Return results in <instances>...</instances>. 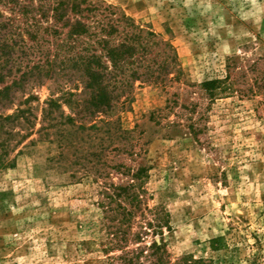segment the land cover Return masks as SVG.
<instances>
[{
	"label": "rangeland",
	"instance_id": "1",
	"mask_svg": "<svg viewBox=\"0 0 264 264\" xmlns=\"http://www.w3.org/2000/svg\"><path fill=\"white\" fill-rule=\"evenodd\" d=\"M104 1L168 41L178 71L137 82L111 117L123 133L97 118L100 139L80 131L64 142L62 126L42 128L59 95L52 81L0 108L28 107L34 123L16 127L28 135L0 167V264H106L120 250L104 251V185H126L140 167L129 231L145 232L128 248L159 241L145 222L161 210L165 264H264V0ZM13 8L0 1V19L19 18ZM226 76L230 91L210 98L201 87Z\"/></svg>",
	"mask_w": 264,
	"mask_h": 264
},
{
	"label": "trees",
	"instance_id": "2",
	"mask_svg": "<svg viewBox=\"0 0 264 264\" xmlns=\"http://www.w3.org/2000/svg\"><path fill=\"white\" fill-rule=\"evenodd\" d=\"M0 1L12 3L20 15V19H0V108L10 107L15 94L24 95L27 87L52 81V90L59 95L51 93L46 101L43 120L48 123L42 128L62 126L60 136L64 142L66 135L76 136L80 131L88 132L89 140L100 139L97 118L106 132L123 133L111 117L131 96L135 84L165 82L178 71L176 53L168 41L104 0ZM201 87L210 98L232 88L227 76L204 81ZM64 105L69 113L62 109ZM28 114V107H17L12 113L0 111L1 168L11 163V142L19 143L28 135L16 127L34 125ZM143 172L140 167L131 173L126 185H104L101 207L107 214L110 234L104 251L108 254L120 250L119 254L107 255L106 264H165L162 229L169 225L164 211L157 210L156 224L145 222L147 228L156 227L153 232L160 235L159 241L152 239L149 245L127 247L130 240L142 241L140 234L145 232L129 231L138 203L133 181L140 180ZM191 262L183 258L177 264Z\"/></svg>",
	"mask_w": 264,
	"mask_h": 264
}]
</instances>
